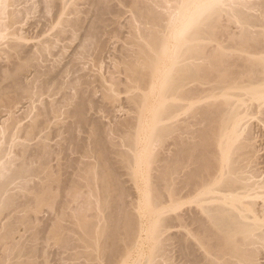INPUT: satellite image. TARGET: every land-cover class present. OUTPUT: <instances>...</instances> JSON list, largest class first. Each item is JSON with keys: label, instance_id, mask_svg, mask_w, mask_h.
<instances>
[{"label": "bare ground", "instance_id": "1", "mask_svg": "<svg viewBox=\"0 0 264 264\" xmlns=\"http://www.w3.org/2000/svg\"><path fill=\"white\" fill-rule=\"evenodd\" d=\"M82 1L93 15L89 21L91 13H83L89 23L80 52L71 54L73 66L104 49L100 35L119 3L133 13L124 65L114 66L126 75L101 76L103 93L95 92V75L91 83L88 73L68 79L67 68L59 69L62 77L56 72L64 56L60 61L57 53L67 50L59 37L70 32L74 40L83 28ZM34 15L57 31L37 34L27 48L34 22L26 21ZM55 43L58 63L51 57ZM3 44L9 63L0 66V264H47L41 242L13 241L20 224L34 230L35 240L39 233L45 242L56 239L81 264H264V180L252 181L249 128L264 118V0H0ZM49 56L57 65L48 66ZM75 67L72 78L84 70ZM88 80L108 107L124 87L132 116L113 124L89 116L100 103L93 105ZM58 92L62 100L36 104ZM51 121L55 127L46 125ZM128 182L143 187V204L131 201ZM43 205L55 210L58 223L41 224L31 214ZM23 206H32L29 215ZM10 241L22 248L15 257Z\"/></svg>", "mask_w": 264, "mask_h": 264}, {"label": "rangeland", "instance_id": "2", "mask_svg": "<svg viewBox=\"0 0 264 264\" xmlns=\"http://www.w3.org/2000/svg\"><path fill=\"white\" fill-rule=\"evenodd\" d=\"M82 2H83V1H82ZM82 2H80V4H82ZM115 3H119V2L117 1V2H115ZM80 4H79V5H80ZM84 4H85V3L83 2V5L78 6V8L81 9L80 11H81L82 14L80 13L79 9H78V12H79L80 15H82V16H83L84 14L88 15L89 13H91V12H89V11H86V9H87L86 6H87V5H84ZM119 5H120V6H117V7L120 8V12H121V13L117 10V9H119V8L116 7V10H114V11H117L118 13H117V12H114L115 14L112 13L113 16H112V14L109 15V18H108V19H109V22H108V20H107V25H108L109 23H110V25H109V26H106V29L108 28V30H105L106 34H105V32L102 33V34H103V37H102V34L100 35V39L103 40L102 43H103V45H105L104 49H102V50H100V51H98V49H94V50H92V53H93V54L90 55V56H88V57H86V58H87L86 60H85V57H82V59L84 58V60H85L86 62H88L89 57L92 56V57H91V60H89L88 63H86L84 60H80V59H81V58H80L78 62L76 61V63H77L76 65H77V67H75L76 65H75V66L72 65V59H73V58H70V57H71V56L73 57V55H71V54H74L73 51L75 52V51L77 50L75 47H77V45H79V42H80L79 40H81V42H82V38H84V37H82V36H84L83 32L85 33V30H86V28L84 27V24H85V26H86V25L89 23V21L91 20L92 15H93L92 13L90 14L91 16H90V15L87 16L89 21H88V20H85L87 17H84V16H86V15L83 16V19H84V20L82 19V20L84 21V23H83V28H85V29H84V31H83V28H82V29H81V32L78 31L79 33H78V32H75V33H76L75 36H77V33H78V35L80 34L79 36L76 37L77 40H76V38H74V40H71V39H70V37H73V36H74L73 33H71V34H73V35H70V32H69V34H68V37H65L67 34H66L65 36L59 37V38H61V40L59 39L60 42H61L62 40L64 41V39H66L64 42H63V41L61 42L62 45L59 43V44L62 46V49H61L60 47H58V44H57V43H55L56 45H54L53 48L57 47L58 49L60 48L61 51H62L63 48L66 47L67 50H65V48H64L65 51L63 50V52H61L62 55H60V54H61L60 52H59L60 54L57 53L58 60L61 61V58H60V57L63 56V54H64V56H65V57L63 56L65 59L63 60V57H62V61H61V62L59 61L60 63H58V60H55L56 57H57V56L55 55V54H56L55 51L57 50V48H55V49L52 50V56H51V54H50V56L53 57V56L55 55L54 60L56 61V63H58V65H60L59 68L56 66V68H57V71H56V72H57V73L59 72V74H61L60 77H62V73H63V72H61L62 70H59V69L62 67L63 69H64V68H67V70L70 71V72L68 71L69 73H67V71H66V73L64 74V75L66 76V78H68V79H69V78H70V79H74V77L81 75L80 73H82L81 76H82V77H85V79H86V77H88V74H89L88 79L91 77L90 75H92V77H94V75H95V79L97 78V79H98V83L100 84L101 82H99V78H101V76H102L103 80H105L104 78L107 79V77H109L110 79H112V78L114 77V76H113L114 74H111V75H112V76H111L112 78L110 77V72H113V73H114V70H115V73H116V72L118 71L116 68H114V66H115L116 64H117V65H116L117 67H119V66L121 67V64H122V66L124 65V64L122 63V62H123V59H124V55H123V54H124V51H127L126 48L130 46V42H129V41H130V38H132V35H131V34H132V32L134 31V30H132V27H131V28L129 27V26H130V25H129L130 23H128V22H129V20H130L131 22H133L132 20H134V19H133V13H132V12H131L132 14L130 13V9H129L128 7H127V8H126V6L122 7V6H121V3H119ZM81 7H82V8H81ZM122 10H123V11H122ZM84 11H86V12H84ZM124 11H125V12H124ZM87 12H88V13H87ZM83 13H84V14H83ZM116 14H118V15H116ZM119 14H120V15H119ZM130 14H131V15H130ZM72 15H73V14H72ZM72 15H71V16H72ZM114 15H116V16H114ZM34 16L36 17L37 15H34ZM130 16H132V17H130ZM35 17H34V18H33V17L31 18V19H33V20H30V19H29L28 21H26V22L30 23V25L34 22V23L31 25L32 28L30 27V28L32 29V30L30 29L31 31L28 30V29H29L28 26H30L28 23H26L27 26L24 24L27 28H26L25 26H23V28H25L26 31L28 30V31L31 33V37H30V35H29L30 33L27 34V33H28V31H27L26 34H27V36L29 35L28 38H30V39L32 38V39H33V41H32V39H31L30 42L26 40L27 43H29L28 46L26 45L27 48H31V46L34 45V43H36V40L34 41V38L36 39V37H37L36 35H37V34H38V36L40 35L39 37H41V39H44L46 36H45L44 38H42L43 36L41 35V32H44V34L42 33L43 35H48V34H49L50 36H53V37H54V35H53L52 33L55 34V33H56L55 31H57V30H56L55 28H53L52 26H51V28H48L49 26H47V25H48L49 23H48L47 21H46V22H47L48 24L45 23L46 26H44V25H45V24H44L45 21L43 20L44 18H42V20H41L40 17H38V16H37V18H35ZM72 17H73V16H72ZM89 18H90V19H89ZM131 18H132V19H131ZM35 19H36V20H35ZM37 19L40 20V23L38 24V26L34 25V24H36L35 22L38 21ZM41 21H43V22H41ZM85 22H86V23H85ZM40 24H41V25H40ZM42 24H44V25H42ZM33 25H34V26H33ZM40 26H41L42 28H41ZM87 26H88V25H87ZM87 26H86V27H87ZM33 27H34V28H33ZM35 27L37 28L38 31L36 30ZM38 27H39V28H38ZM46 27H47V30H46V33H45V30H44V29H45ZM52 28H53V30H54V29H55V30L53 31ZM40 29H41V30H40ZM48 29H51V30H50V31H51L50 33H49V30H48ZM39 30H40V31H39ZM43 30H44V31H43ZM131 30H132V31H131ZM32 31H35V32H32ZM52 31H53V32H52ZM129 32H131V34H130ZM32 33H34V34H32ZM82 34H83V35H82ZM104 34H105V35H104ZM33 35H34V36H33ZM130 35H131V36H130ZM50 36H49V37H50ZM80 36H81V37H80ZM47 37H48V36H47ZM53 37H52V38H53ZM63 37H65V38H63ZM62 38H63V39H62ZM102 38H103V39H102ZM41 39L39 38L38 40H41ZM69 39H70V40H69ZM72 39H73V38H72ZM128 39H129V40H128ZM28 40H29V39H28ZM38 40H37V41H38ZM59 40H57V41H59ZM31 41H32V43H33V42H34V43L32 44ZM57 41H56V42H57ZM66 41H67V42H66ZM69 41H70V42H69ZM72 41H75V42L73 43ZM23 42L26 43L25 41H23ZM38 42H39V41H38ZM71 42H72V43H71ZM27 43H26V44H27ZM67 43H68L69 45H68ZM76 43H77V44H76ZM128 43H129V44H128ZM30 44H31V46H29ZM64 44H65V45H64ZM63 45H64V47H63ZM80 45H81V44H80ZM80 45H79V46H80ZM127 45H128V46H127ZM4 46L6 47V45H4V44H3V46L0 45V48H1V50H2V51H0V55H1V57L3 56L2 58H0V66H1L2 64H3V65L5 64L4 66H6V63H7L6 60L8 59L7 57H5L6 60H5V58H4V56H6L5 53H4V50H3V48H5ZM70 47H71V48H70ZM6 48H7V47H6ZM77 48H78V52H80L81 49H79V47H77ZM124 48H125V50H124ZM7 49H8V48H7ZM95 50H97V51H96L97 53H95ZM103 50H104V51H103ZM59 51H60V50H59ZM101 51H103V52H101ZM121 51H122V53H121ZM2 52H3L4 55H2ZM56 52H58V50H57ZM64 52L67 53V54H65ZM78 52L76 51L74 56L78 55ZM68 53H69V54H68ZM100 53H101V54H100ZM120 53H121V54H120ZM96 54H97V55H96ZM98 54L101 55L102 59H101L100 55L98 56ZM59 55H60V56H59ZM93 55H96V56H98V57H100V58L97 57V58H98V60H97V58L95 59V56H93ZM102 55H103V56H102ZM121 55H122V56H121ZM50 56L47 58V61H48L49 65H48V63L43 64V65H44V68H46V65H48V66L57 65L55 62L52 64V62H53L54 60L52 59V62H51V58H50ZM93 57H94V58H93ZM120 58H122V59H120ZM1 59H2L3 61H2ZM68 59H69L70 61H69ZM119 59L122 60V61H121V62H118V61H120ZM100 60H101V61H100ZM1 61H2L3 63H1ZM4 61H6V62L4 63ZM47 61H46V62H47ZM67 61H69V63H71V64L67 63ZM80 61H81V62L84 61V62L82 63V65L84 64V66H83L84 68H82V65L79 63ZM90 61H91V62H90ZM98 61H99V62H98ZM50 62H51L52 65L50 64ZM62 62H64L66 65L68 64L67 67H66V65L64 66V63H62ZM94 62H95L96 64H95ZM8 63H9V62H8ZM8 63H7V64H8ZM44 63H45V62H44ZM78 63H79V65H81V67L78 66ZM115 63H116V64H115ZM119 63H121V64H119ZM74 64H75V63H74ZM61 65H62V66H61ZM69 65H70V66H69ZM94 65H95V66H94ZM118 65H119V66H118ZM48 66H47V68H48ZM63 66H64V67H63ZM68 66H69V67H68ZM71 66H72V67H75V69H77V70H78V67L81 68L80 71H81L82 69H84V70H82V72H79V73H77V72H78V71H77L76 74H78V75H76V74H72V75H73V78H72V76H71L70 74L73 73V72L71 71V69L74 70V68H70ZM97 66H99V67H97ZM116 66H115V67H116ZM98 68H99V69H98ZM121 68H122V67H121ZM121 68H118V69H119V72H117V75L115 74V76L118 77V78H119V76H120V79H123L122 77H124V75H126V74H124V73H123L124 75L121 74V70H120ZM65 70H66V69H65ZM95 70H96V71H95ZM75 71H76V70H75ZM75 71H74V73H75ZM100 72H101L102 74H99ZM106 72H107V74H105ZM86 73H88V74H86ZM66 74H67V75H70L71 77L67 76ZM74 75H75V76H74ZM84 75H85V76H84ZM96 75H98V76L100 75V76L98 77V76H96ZM118 75H119V76H118ZM121 75H122V77H121ZM103 76H104V77H103ZM125 77H126V76H125ZM66 78H65V79H66ZM78 78L80 79L81 77H77V78H75V80L78 79ZM109 78H108V79H109ZM82 79H83V78H81V80H82ZM85 79H84V82H85ZM92 79H93V78H90V81H91ZM95 79H94V80H95ZM97 79L95 80L96 83L93 82V84H94V86H95V92L101 90V92L103 93V88L101 87V84L98 86V84H97ZM124 79H125V78H124ZM94 80H93V81H94ZM100 80L103 82L102 79H100ZM82 81H83V80H82ZM88 81H89V80H88ZM88 81H87L86 83L89 84V87H87L88 85H84V87L86 86V89L88 88V90H89L88 95H89V94H92L90 97H92V99L94 100V102L97 101V103H94L93 105H95V104L98 105V104L101 102V99L103 98L102 96H103L104 94H102L101 92H97V93H96L97 95H95V92L93 91L94 89H92V85H93V84L91 85L92 81H91V83H90V81H89V83H88ZM90 85H91V87H90ZM96 85H97V87H96ZM94 86H93V88H94ZM123 86H124V85H123ZM98 87H101V88L99 89ZM96 88H97V90H96ZM121 88H122V87H121ZM90 89H91V90H90ZM67 90H68L69 92H68ZM70 90L72 91L73 88H71V89H70V88H69V89L66 88L67 93H71V94H73L72 92H75V93H76V91H77V90L75 89V90H73L72 92H70ZM88 90H87V91H88ZM123 90H124V92H123ZM121 91H122L121 94H118V92L120 93V90H119L118 92H115V93H117V94L119 95V96H118L119 99H118V101L115 102L113 105L110 103V104H109V107H108V102L106 101V102H107V103H106L107 105H106V104H105V101L103 100V102H102L103 104L100 103V105H103V107H105V105H106V108L100 109V108H102V106L100 107V105H99L98 109H97V106H95V107H96V110H95V108H93L94 106L89 107L90 109H92V110L94 111V112H93V115H92V114H90V113H92V110H91V111L89 112V116H91L92 118L95 117V118H93V119H96V118H98V117L101 116L100 118L102 119V117H103V119H102L100 122L104 123V121H105L106 124H108V123L110 124L111 122H112V124H113V123H116V122H114V121H116L115 118H117V119H118V118H119V119L122 118V119H120V120H123V117H125V116H126L127 118H128L129 115L132 116L133 112H132L131 109L129 108L130 106H128V104H125V103H128V100H125V99H126L125 96H128V94L125 93L126 90L124 89V87H123V89H122ZM92 92H93V93H92ZM59 93H60V92H58V95H55L56 97H55V96L51 97L49 94H48V95L46 94V95H47V98H46L45 96H44V97L42 96V100H43V101H42V102H39V103H36V104H38V105H39L40 103H41V104H42V103L44 104L45 102L49 103V101L53 100L52 98H57L58 96H60V97H59V99H58V98H57V99H58V100H62V98H61V93H62V91H61L60 94H59ZM75 93H74V94H75ZM63 94H64V92L62 93V95H63ZM93 94H94V95H93ZM100 94H101V95H100ZM117 94H116V96H117ZM126 94H127V95H126ZM49 96H50V98L48 99ZM93 96H95V97H93ZM98 97H100V98H98ZM124 97H125V99H124ZM43 98H44L45 100H47V101H45ZM60 98H61V99H60ZM97 98H98V99H97ZM122 98H123V99H122ZM50 99H51V100H50ZM96 99H97V100H96ZM99 100H100V101H99ZM98 101H99V102H98ZM126 101H127V102H126ZM41 104H40V106L43 105V104H42V105H41ZM24 105H25V104H24ZM24 105H23L22 108H24V110H25V106H24ZM91 105H92V103H91ZM19 106H20V105H19ZM21 106H22V105H21ZM26 106H27V105H26ZM22 108L20 107V109H18V110H20L21 113H24V112H23L24 110H23V111L21 110ZM26 108H28V106H27ZM128 108H129L130 110H129ZM28 109L30 110V108H28ZM99 109L101 110L100 113H99V112H96V111L99 110ZM126 109H127V111H131V113L129 112V113L127 114ZM26 110H27V109H26ZM26 110H25V111H26ZM29 110H28V111H29ZM34 110H35V109H34ZM34 110L32 109V111H34ZM36 110H37V109H36ZM36 110H35V111H36ZM20 111H19V112H20ZM28 111H26V114H27ZM19 112H18V113H19ZM18 113H17V115H20V114H18ZM97 113H98V114H97ZM26 114H25V115H26ZM258 114H260V113H258ZM258 114H256V115L254 116V119H255V117L259 118V117H258V116H259ZM2 115H3V117H1ZM2 115L0 116V119H1L0 121H2V120L5 118V117H4V114H2ZM25 115L23 114V116H25ZM94 115H95V116H94ZM97 115H99V116H97ZM127 115H128V116H127ZM257 115H258V116H257ZM261 115H264V114H260V116H261ZM5 116H6V114H5ZM130 116H129V117H130ZM62 117H63V116H62ZM126 117H125V120H126ZM262 117H264V116H261L259 119H262ZM29 118H30V117H29ZM63 118H64V117H63ZM100 118H98V120H100ZM24 119H25V120L27 119V120H26L27 122H25V120H24V121H23V124H26V123L28 124V123L30 122L29 119H28L27 117H26V118L24 117ZM30 119H31V118H30ZM96 120H97V119H96ZM110 120H112V121L110 122ZM262 120L264 121V118H263ZM28 121H29V122H28ZM117 121H119V120H117ZM263 121H261V120L259 121L258 119H257V120H251V122H250V126H251V127H249V128H251V129H250V132H251V133L253 132L252 135H251V137H252V136L254 137V138H251V139L253 140L252 142H253V144H255L254 146H256V147H255V148H256V149H255V152H256L255 155H256V157H253V158H254V159H253L254 161L252 160L253 163L251 164V167H250V166H249V167L251 168L250 171L253 172V173H251V176H252V174L254 175V177L252 176V178H255V179L252 180V181L260 180V182H262V181L264 180V179H263V178H264V122H263ZM52 122L54 123V121H51V122H48L46 125L48 126V124H49V123H52ZM107 122H108V123H107ZM53 123H52V125H54ZM105 123H104V124H105ZM251 123H253V124H251ZM112 124H111V125H112ZM52 125H50V128L48 127L50 130H51V129L53 130V127H55V125H54L53 127H51ZM49 129H47V130H49ZM50 130H49L48 132H51V131H52V130H51V131H50ZM251 130H252V131H251ZM52 134H53V133H52ZM52 134H51V136H52ZM51 136H50V137H51ZM114 137L116 138V137H118V136L115 134ZM7 138H9V137H7ZM55 139H57V137H56ZM55 139L53 138V140H51V143H52V144L54 143V141H55V143H56V140H55ZM117 139H118V138H117ZM7 140H8V139H7ZM20 141H22V140L20 139ZM255 155H254V156H255ZM75 156H76V155H75ZM250 163H251V162H250ZM249 165H250V164H249ZM261 179H262V180H261ZM131 182H132V181H131ZM257 182H259V181H257ZM132 183H133V182H132ZM126 184H128V185L131 187V189H130V187L128 186L129 189L131 190V192L129 193V194H130L129 196H132V200H131V201H132L133 203H136V202H138V203L140 202V203H141V202L143 201V200H140V199L143 198V197L141 196V195H143V192H142V191H143V189H142L143 187H141V185H140V186L138 185L139 187H138L137 185L132 186V185H134V184L131 185V183L129 184V182L126 183ZM142 185H143V184H142ZM136 187H137V189H136ZM139 188H140L141 190H139ZM86 189H87V188H85V191H84V192L87 191ZM88 190H89V189H88ZM138 190H139V191H138ZM259 190H260V189H259ZM89 191H90V190H89ZM260 191H261V190H260ZM262 191H263V190H262ZM262 191H261V192H262ZM52 192H53V191H52ZM53 193L56 194V190H55V192H53ZM65 193H66V192H65ZM65 193H64V194H65ZM90 193H91V191H90ZM90 193H89V194H90ZM94 193H96V192L94 191ZM138 193L141 194V195H139ZM89 194L86 193L85 196H86V195L88 196ZM91 194H92V193H91ZM91 194L89 195V196H91V197H90V198H87V196H86V199H88V200H89V199H92V195H91ZM132 194H133V195H132ZM83 195H84V194H83ZM134 195H135V196H134ZM89 196H88V197H89ZM138 196H139L140 198H139ZM256 196H258V195H256ZM259 196H260V195H259ZM59 197H60V198H59ZM59 197H58L59 200H58V198H57V200H56V201H58V202L61 200V196H59ZM135 197H136V198L138 197V198H137L138 201H137V199H136ZM253 197H254V196H253ZM253 197H252V198L250 197L249 199L252 200ZM130 198H131V197H129V199H130ZM259 198H260V199H259ZM133 199H136V200H133ZM254 199H255V197H254ZM258 199H259V200H262L261 197H258ZM93 200H94V199H93ZM255 200H256V201H254V202H257V199H255ZM259 200H258V201H259ZM262 201H263V200H262ZM262 201L259 202V203H260V206H261V204H262V203H261ZM138 203H137V204H138ZM140 203H139V204H140ZM259 203L257 204V207L259 206ZM35 204H36V203H35ZM71 204H72V203H71ZM141 204H143V202H142ZM72 205L75 206L76 203H73ZM32 206H33V205H32ZM32 206H31V207H32ZM38 206H39V204H38ZM46 206H47V205H45V206L43 205L41 208L35 206V210H37V209L39 210V208H40V209H42V210L45 211V212H43V211L41 210V211H39L40 213H38V215H37V212H35V213L33 212V213H31V214H33V215L36 214V216H38V217L41 219V221H42L41 224H44V223L48 222L49 219H50V221H51L52 218H53V219H52L53 222L51 221L52 223H54V222H55L54 224L58 223L59 219H58V217H55V216H54L56 213H53L55 210L52 209V210H53V212H52L51 208H50L49 206H47V207H46ZM137 206H139V207H137ZM137 206H136V211L139 212L138 209L141 208V207H140V205H137ZM141 206H142V205H141ZM260 206H259V207H260ZM24 207H25V209H26V208H30V210H31V207H30V206H27V207H26V206H23V208H24ZM48 207H49V209H47ZM259 207H258V209H259ZM23 208H22V209H23ZM44 208H45V210H44ZM25 209H23V210H25ZM26 210H28V212H29L28 215H29V214H30L29 209H26ZM26 212H27V211H26ZM26 212H25V215L27 216V213H26ZM69 212L71 213L70 210H69ZM22 213H23V212H22ZM51 213H52V214H51ZM20 214H21V213H20ZM49 215H50V216H49ZM20 216H23V219H24V220L22 219V217H20V219H21L20 221L23 223V221H25V219H26L27 217L24 216V213L21 214ZM53 216H54V217H53ZM24 217H25V218H24ZM28 218H29V216H28ZM28 218H27V219H28ZM54 218H56V219L54 220ZM57 219H58V220H57ZM17 220H18L17 222H19V224H20L19 219H17ZM22 220H23V221H22ZM56 220H57V221H56ZM145 220H146V219H145ZM44 221H45V222H44ZM50 221H49V222H50ZM49 222H48V223H49ZM51 222H50V223H51ZM148 223H149V222H147V223H145V224H148ZM54 224H53V225H54ZM20 225H21V231H20V232H17V236H16L17 239H16V240H13V241H14V242H15V241H16V242H19V241H20V242H22V243H23L24 241H27V242H30V243H31V242H37V243H40V242H41L40 245H42V246H40V247H42L44 251L46 250V254L48 253L49 255L47 254L46 256H44V254H42L43 256H42V258L40 257V260L43 261V257H44V260L47 259V264H73V263H74V264H79V263H80V260H79V261L76 260V259H75V260H72V259H74L73 257H71L72 254H73L72 250H71V251H70V250H69V251H67V250L65 251V250L63 249V252H62V248L59 247L60 244H58L59 242H58L56 239H54V238H53L52 240L50 239V240L52 241L51 243L48 242V241H50V240H47V242H45V237L43 236L45 233H44V234H43V233H39V235H38V236H39L38 239L35 240V239H34L35 237L33 236L34 230L31 229L30 227L27 228L26 226H27L28 224H27V225H26V224H20ZM22 225L24 226V228H23ZM28 226H29V225H28ZM25 227H26V228H25ZM29 228H30V229H29ZM146 232L148 233V231H146ZM18 233H19V234H18ZM147 233H146V236L149 237L150 234H147ZM144 234H145V233H144ZM34 235H35V234H34ZM32 236H33V238H32ZM146 236L143 235L144 238H145ZM42 237H44V239H43V240H44L43 243H44L45 247L47 246L46 249H44V247H43L44 245L42 244V240H41ZM148 239L150 240V238H147L146 240H148ZM53 240H55V241H53ZM146 240L143 239V242H145ZM149 240H148V241H149ZM150 241H151V240H150ZM150 241H149V242H150ZM10 242H11V241H10ZM54 242H58V243H54ZM149 242L147 243V241H146L144 244H145V245H146V244H150ZM12 243H13V242H11L10 244H12ZM45 243H46V244L48 243V245H46ZM49 243H50V244H49ZM52 244H53V245H52ZM54 245H55V246H54ZM146 246H148V245H146ZM11 247H12V248H10V250H9L8 252H10L9 254H11L13 257H15L18 253H20V251H21V249H22L21 246H16V247H15L14 243L12 244ZM42 248H41V249H42ZM59 248H61V249H59ZM3 250H5V249H3ZM5 251H7V250H5ZM57 252H58V253H57ZM61 252H62V253H61ZM65 252H66V253H65ZM64 253H65V254H64ZM71 253H72V254H71ZM60 254H61V255H60ZM59 255H60V256H59ZM47 256H48V258H45V257H47ZM66 257H67V258H66ZM70 257H71V258H70ZM16 260H17V258H15L13 261H16ZM82 260H84V258L81 259V261H82ZM263 261H264V260H263ZM48 262H49V263H48ZM82 262H83V261H82ZM82 262H81V263H82ZM81 263H80V264H81Z\"/></svg>", "mask_w": 264, "mask_h": 264}]
</instances>
